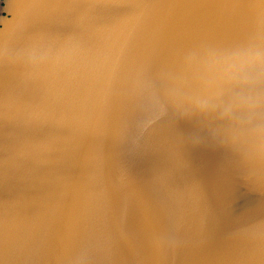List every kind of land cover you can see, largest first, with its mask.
Here are the masks:
<instances>
[{"label": "water", "instance_id": "water-1", "mask_svg": "<svg viewBox=\"0 0 264 264\" xmlns=\"http://www.w3.org/2000/svg\"><path fill=\"white\" fill-rule=\"evenodd\" d=\"M263 145L264 0H0V264H264Z\"/></svg>", "mask_w": 264, "mask_h": 264}, {"label": "bare ground", "instance_id": "bare-ground-1", "mask_svg": "<svg viewBox=\"0 0 264 264\" xmlns=\"http://www.w3.org/2000/svg\"><path fill=\"white\" fill-rule=\"evenodd\" d=\"M229 52V53H228ZM235 52H232L230 49L228 48H224L223 51L220 52V55H219V58H218V63L222 62V61H227L229 58H233L236 54H234ZM224 56V59L223 60H220V56ZM196 137H199V138H202L204 140H210L213 142V138L212 137H205V135H203L202 132H198ZM213 143H216V142H213ZM264 147V145H263ZM216 160H214V163H215ZM217 163V162H216ZM222 165H225V166H231L233 165L232 163H230L229 161H225L224 160V163ZM235 177V176H234ZM233 182V181H232ZM200 237V236H199ZM222 251V249H221Z\"/></svg>", "mask_w": 264, "mask_h": 264}]
</instances>
